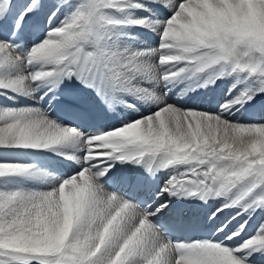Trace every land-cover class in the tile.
I'll list each match as a JSON object with an SVG mask.
<instances>
[{"label": "snow or ice", "instance_id": "obj_1", "mask_svg": "<svg viewBox=\"0 0 264 264\" xmlns=\"http://www.w3.org/2000/svg\"><path fill=\"white\" fill-rule=\"evenodd\" d=\"M0 264H264V0H0Z\"/></svg>", "mask_w": 264, "mask_h": 264}, {"label": "rangeland", "instance_id": "obj_2", "mask_svg": "<svg viewBox=\"0 0 264 264\" xmlns=\"http://www.w3.org/2000/svg\"><path fill=\"white\" fill-rule=\"evenodd\" d=\"M224 87H225V86H224V85H222L220 90L222 91V90L224 89ZM216 95H218V93H214V94H213V96H216ZM213 96H210V97H208V98H209V99H212V98H213Z\"/></svg>", "mask_w": 264, "mask_h": 264}, {"label": "bare ground", "instance_id": "obj_3", "mask_svg": "<svg viewBox=\"0 0 264 264\" xmlns=\"http://www.w3.org/2000/svg\"><path fill=\"white\" fill-rule=\"evenodd\" d=\"M121 114L124 115V113H122V112H121ZM211 203H212V202L210 201V204H211Z\"/></svg>", "mask_w": 264, "mask_h": 264}]
</instances>
